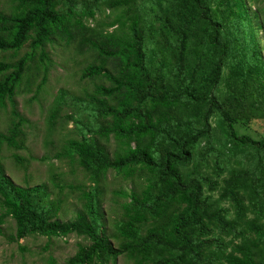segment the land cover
<instances>
[{
    "label": "trees",
    "instance_id": "obj_1",
    "mask_svg": "<svg viewBox=\"0 0 264 264\" xmlns=\"http://www.w3.org/2000/svg\"><path fill=\"white\" fill-rule=\"evenodd\" d=\"M10 1L0 10V113L8 111L0 150L24 145L27 119L15 96L39 70L45 82L47 46L90 55L79 80L108 83L75 97L77 137L65 150L92 186L74 219H57L62 201L46 185L17 186L0 166V223L14 221L15 239L86 238L64 264H114L120 256L133 264H264V137L245 129L264 120L257 39L264 19L247 6L264 0ZM102 6L114 14L97 23ZM63 102L62 92L51 127ZM212 142L224 157L212 161L209 176L199 168L209 167ZM108 172L140 182L124 195L111 235L117 247L101 212Z\"/></svg>",
    "mask_w": 264,
    "mask_h": 264
},
{
    "label": "rangeland",
    "instance_id": "obj_2",
    "mask_svg": "<svg viewBox=\"0 0 264 264\" xmlns=\"http://www.w3.org/2000/svg\"><path fill=\"white\" fill-rule=\"evenodd\" d=\"M247 6L251 13H256L264 19L263 1H249ZM10 8V0H0V10L9 11ZM112 14L114 13H110L102 6L101 14L96 15V22H109L110 18L107 16L113 17ZM257 39L264 58V29L257 31ZM46 50L51 65L46 73L45 82L41 84L40 79L44 73L39 70L33 83L29 87L20 86L15 96L17 111L27 119V123L23 126L24 145L18 150L8 149L3 145L0 150V166L4 175L17 186L46 185L51 192L50 198L62 201L57 219L70 221L82 209L84 200L80 199L81 195L88 192L92 186L90 180L65 150L67 141L77 137L75 123L71 119V117L78 119V104L75 102V97H83L85 90L91 93L95 84L108 85V83L103 78L91 81L79 80L80 70L92 60L90 55L77 54L73 48H66L63 45L47 46ZM26 51L25 46L19 51L18 57ZM61 91L65 95V102L57 111L53 119L54 125L51 127L49 116ZM7 112L0 113V132H5L8 128ZM212 126H215L214 122ZM246 126V132L250 136L264 137V120H252ZM113 144L111 139V151L114 148ZM212 146L215 152L210 153L206 158L209 167L202 165L199 168L200 172L209 176H213L212 161L222 150L219 142H212ZM13 155L27 161L24 167L14 163ZM223 157V155L218 156V158ZM231 166H235L233 161ZM103 183L101 212L106 235L111 238L115 232V223L121 219V205L128 201L124 195L135 189L132 183L140 182L137 179L126 180L121 175L108 172ZM135 190L139 191L140 187ZM2 213L3 209L0 205V216ZM14 233V221L10 217L4 218L0 223V264H64L80 247L89 245L86 238L74 234L50 238L31 235L16 240ZM111 242L117 247V243L112 238ZM114 264H133V262L125 256H120Z\"/></svg>",
    "mask_w": 264,
    "mask_h": 264
}]
</instances>
